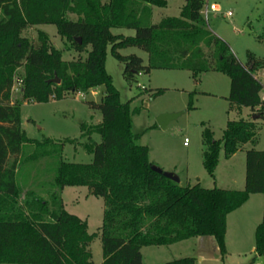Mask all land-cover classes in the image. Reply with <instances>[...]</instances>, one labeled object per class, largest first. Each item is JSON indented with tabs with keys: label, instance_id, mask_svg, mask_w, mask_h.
Instances as JSON below:
<instances>
[{
	"label": "trees",
	"instance_id": "16d2710c",
	"mask_svg": "<svg viewBox=\"0 0 264 264\" xmlns=\"http://www.w3.org/2000/svg\"><path fill=\"white\" fill-rule=\"evenodd\" d=\"M167 0H0V264H95L87 220L65 209L62 191L66 186H85L104 200L99 235L102 264H145L144 246H169L200 236L215 238L222 256L227 254V216L240 208L251 194L264 195V150L246 151L245 186L242 190L181 185L152 169L149 148L138 144L134 132L131 101L123 102L120 91L106 70L107 48L124 64L128 82L154 69L188 70L199 74L218 71L230 77L228 100L239 110L247 107L264 117L261 84L253 74L264 63L250 57L241 63L230 46L207 28L202 0H186L179 17H164L151 23L153 7H166ZM69 15H75L71 18ZM51 24L70 41L84 59L66 61L38 32L34 42L23 35L33 26ZM113 28L135 30V36L114 34ZM81 39V43L77 39ZM138 47L148 54V64L136 54L119 50ZM23 68V74L19 70ZM60 79V83L52 81ZM22 83V99L45 103L64 94L87 93L100 86V102L91 101L102 121L81 124V143L93 155L89 164L65 162L66 143L30 139L22 128L20 101L12 91ZM156 90L152 96L163 93ZM195 92L190 93L193 109ZM99 134L100 142L92 135ZM256 140V125L240 119L229 121L222 139L203 131V164L211 177L220 152L230 158L241 145ZM34 151L23 157L25 146ZM55 158L51 178L35 188L24 189L19 172L24 162ZM256 252L264 256V222L256 233ZM159 264H197L185 256Z\"/></svg>",
	"mask_w": 264,
	"mask_h": 264
},
{
	"label": "rangeland",
	"instance_id": "374dc122",
	"mask_svg": "<svg viewBox=\"0 0 264 264\" xmlns=\"http://www.w3.org/2000/svg\"><path fill=\"white\" fill-rule=\"evenodd\" d=\"M108 1V0H103ZM186 0H167L166 7H153L151 23H159L164 17H179ZM220 5V11H208L205 14L207 28L223 39L237 59L246 64L250 57L264 63V0H212ZM231 11V16L226 12ZM75 18V15H69ZM48 34L51 44L62 53L66 61L78 57L86 58L87 51L79 53L70 41L58 34L57 27L51 24L33 26L23 35L34 42L38 41V32ZM114 34L135 36L133 29L113 28ZM122 55L136 54L148 64V54L138 47L120 49ZM106 70L112 76L113 83L120 91L123 102L131 101L130 109L134 132L140 134L138 144L149 148V160L164 171L174 172L180 177L181 185L197 184L206 188H225L239 190V182L246 173V151L254 148L264 150V117L254 120L255 111L247 107L241 110L228 100L230 77L222 72L208 71L199 74L196 80L188 70L154 69L151 73L136 76L131 83L124 76V64L107 48ZM24 69L19 72L23 74ZM145 86L146 88H142ZM159 89L163 93L152 94ZM105 87L100 86L87 93H65L62 99H50L45 103L22 99V83L17 80L12 97L20 101L23 129L30 139L43 142L49 138L54 141L76 140L66 143L62 160L89 164L93 155L81 143V124L96 125L102 121L99 110L91 109L88 102H100ZM195 92L194 108L189 109L190 93ZM183 112L163 129L157 123V117L163 113ZM240 119L252 121L256 125V140L241 145L236 155L229 159L220 152V164L217 178L211 177L203 164V131L210 129L216 140L222 139L229 121ZM96 142L101 141L99 134H93ZM188 140L185 143V140ZM33 145L25 146L22 160L34 151ZM55 158L43 157L22 164L19 182L24 189H38V184L48 181ZM173 166L172 169H170ZM175 168V169H174ZM234 177L237 183H226ZM252 202L239 210L229 220L226 242L228 252L222 256L216 240L212 236L194 237L187 241L168 246H144L145 264L165 263L176 258L192 256L197 264H264V256L255 251L257 244L256 229L264 216V195L258 194ZM65 209L78 215L88 223L90 234L98 233L90 243L95 264H102L103 250L99 235L105 209L104 200L91 193L85 186H66L62 191ZM203 258V259H201ZM14 264V263H4Z\"/></svg>",
	"mask_w": 264,
	"mask_h": 264
},
{
	"label": "water",
	"instance_id": "95a60500",
	"mask_svg": "<svg viewBox=\"0 0 264 264\" xmlns=\"http://www.w3.org/2000/svg\"><path fill=\"white\" fill-rule=\"evenodd\" d=\"M77 41L79 43H81L80 38H78ZM52 81H55L56 83H60V79H58V78H54ZM182 114H183V112L160 114L157 117V123L161 128L165 129L172 120L178 118ZM259 118H260V115H254L253 116L254 120L259 119ZM152 169H154L157 172H163V174L166 177L172 179L175 182H180V177L173 172L164 171L162 168H160L159 166H156V165H152Z\"/></svg>",
	"mask_w": 264,
	"mask_h": 264
},
{
	"label": "crops",
	"instance_id": "0c3cea01",
	"mask_svg": "<svg viewBox=\"0 0 264 264\" xmlns=\"http://www.w3.org/2000/svg\"><path fill=\"white\" fill-rule=\"evenodd\" d=\"M203 15H204V17H205V14L204 13H202ZM92 91H94V90H92ZM254 116V115H253ZM101 122V121H100ZM99 122V123H100ZM22 128H23V119H22ZM237 154V153H236ZM236 154H234L231 158H233ZM231 158H229V159H231ZM219 164H220V159H219V163H218V166H219ZM218 166H217V168H218ZM173 168V166L170 168V169H172ZM217 168H216V171H217ZM175 169V168H174ZM216 171H215V177L214 178H217V175H216ZM174 173V172H173ZM237 183V182H239V181H237L234 177H232V178H230V179H227L226 180V183ZM239 190H242V189H244V186H245V177H244V179H243V181H240L239 182ZM258 194H261V193H258ZM258 194H251L250 195V197H249V199L240 207V208H238V209H236L235 211H233V212H231L230 214H228V216H227V231H226V238H227V234H228V231H229V220H230V218H231V216H233V214H235L236 212H238L239 210H242L243 208H246L251 202H252V200H253V198H256L255 196H257ZM264 222V216H263V219H262V221L258 224V227H257V229H256V233H257V231H258V228L260 227V225L262 224ZM194 238V237H193ZM190 239H192V238H190ZM187 240H189V239H186V240H182V241H179V242H176V243H174V244H171V245H169L168 247H173V246H175L177 243H181V242H184V241H187ZM226 247H227V252H228V246H227V242H226ZM256 246H255V251H256ZM141 252H142V256H143V247H142V249H141ZM144 257V256H143ZM176 259H178V258H176ZM201 259H203V258H201Z\"/></svg>",
	"mask_w": 264,
	"mask_h": 264
},
{
	"label": "built area",
	"instance_id": "2783aa9c",
	"mask_svg": "<svg viewBox=\"0 0 264 264\" xmlns=\"http://www.w3.org/2000/svg\"><path fill=\"white\" fill-rule=\"evenodd\" d=\"M203 2V9L202 13L207 14L208 11H220V5L217 3L212 2V0H202ZM233 13L231 11L226 12V15L231 16ZM254 78L261 84V98L264 99V67L260 68L253 74ZM143 89L146 88L145 86H141ZM79 95L81 96L82 93L79 92ZM187 139L185 140V143H187Z\"/></svg>",
	"mask_w": 264,
	"mask_h": 264
}]
</instances>
